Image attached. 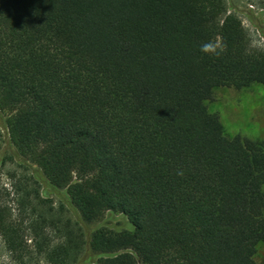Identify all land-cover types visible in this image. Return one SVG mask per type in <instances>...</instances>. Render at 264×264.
Masks as SVG:
<instances>
[{"label":"trees","instance_id":"trees-1","mask_svg":"<svg viewBox=\"0 0 264 264\" xmlns=\"http://www.w3.org/2000/svg\"><path fill=\"white\" fill-rule=\"evenodd\" d=\"M253 83L264 49L228 0H0L9 143L84 223L131 224L86 233L32 211L34 249L49 264H258L264 144L226 135L206 104ZM11 214L0 189V237L22 264Z\"/></svg>","mask_w":264,"mask_h":264},{"label":"rangeland","instance_id":"rangeland-1","mask_svg":"<svg viewBox=\"0 0 264 264\" xmlns=\"http://www.w3.org/2000/svg\"><path fill=\"white\" fill-rule=\"evenodd\" d=\"M228 4L237 10L243 24L248 29L253 46L264 49V0H228ZM208 110L218 114L226 135L261 140L264 144V87L253 83L242 89L219 87L206 101ZM21 188L17 194L13 186ZM0 189L1 200L11 209V217L22 223L26 251L22 264H49L33 247L29 232L25 229L32 217L44 214L52 219L69 218L82 225L86 233L105 225L116 229H131L126 216L108 211L95 223H84L71 204L66 190L51 186L36 165L20 158L9 143L4 127V116L0 112ZM24 189L29 196L24 195ZM264 190V187H263ZM21 205H24L23 208ZM88 253L84 252L73 264H85ZM254 260L264 264V241L256 246ZM0 264H19L0 237Z\"/></svg>","mask_w":264,"mask_h":264}]
</instances>
